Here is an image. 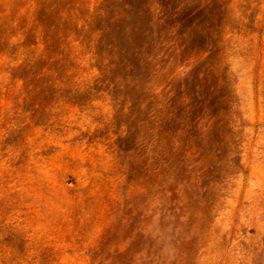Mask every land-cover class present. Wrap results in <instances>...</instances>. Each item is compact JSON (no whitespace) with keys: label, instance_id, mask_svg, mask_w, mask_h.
Masks as SVG:
<instances>
[{"label":"rangeland","instance_id":"374dc122","mask_svg":"<svg viewBox=\"0 0 264 264\" xmlns=\"http://www.w3.org/2000/svg\"><path fill=\"white\" fill-rule=\"evenodd\" d=\"M182 7L0 0V264H264V0Z\"/></svg>","mask_w":264,"mask_h":264},{"label":"trees","instance_id":"16d2710c","mask_svg":"<svg viewBox=\"0 0 264 264\" xmlns=\"http://www.w3.org/2000/svg\"><path fill=\"white\" fill-rule=\"evenodd\" d=\"M184 1L186 0H158L160 26L167 27L168 33L170 34L173 30L175 16H180L179 24H181V26L186 18V9L184 7L180 8V6L184 4ZM182 28H184V25ZM101 51L109 53V55H107L109 58L114 57V53H116L118 59L112 62L111 65L118 67L126 78L138 79L145 73L147 63L152 61H149L150 54H148V50L144 48L129 50L105 49ZM184 89L186 90V87ZM191 89L192 96H189L191 102L185 105L182 101L184 108H188L189 111L192 110L190 113L192 119L204 115L209 123L216 125L218 122L215 121L216 116L214 115H216L221 108V103L219 102L221 98L214 96L216 91L211 86V80H209L205 74H202L201 77L197 76ZM182 96L183 94L180 97L181 100L184 99V96ZM166 105L168 108L172 109V98L168 99ZM196 110H198V114L195 113ZM211 113H213V115Z\"/></svg>","mask_w":264,"mask_h":264}]
</instances>
